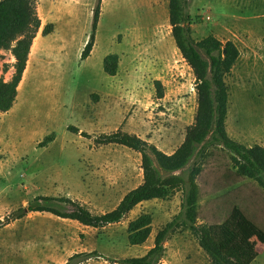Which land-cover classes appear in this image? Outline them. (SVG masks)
<instances>
[{"label":"rangeland","instance_id":"374dc122","mask_svg":"<svg viewBox=\"0 0 264 264\" xmlns=\"http://www.w3.org/2000/svg\"><path fill=\"white\" fill-rule=\"evenodd\" d=\"M95 5L37 1L42 38L13 109L0 114V264H67L77 255L78 264H124L144 257L182 210L178 189L101 229L47 213L12 216L39 197L67 199L97 216L115 211L144 184L142 155L96 140L122 131L173 155L194 124L195 77L172 35L170 0H103L94 51L82 61ZM189 12L195 41L212 36L239 49L226 78L227 133L247 148L264 147V0H191ZM2 55L0 79L9 82L14 69L3 70L16 60L10 52ZM109 55L120 58L116 77L104 71ZM201 164L198 224L225 227L251 264H264V236L256 229L264 233V189L238 177L232 154L221 147L210 148ZM236 208L251 222L249 237L231 219ZM142 214L153 218L152 235L132 246L129 228ZM165 247L161 264H212L189 230L172 234Z\"/></svg>","mask_w":264,"mask_h":264},{"label":"trees","instance_id":"16d2710c","mask_svg":"<svg viewBox=\"0 0 264 264\" xmlns=\"http://www.w3.org/2000/svg\"><path fill=\"white\" fill-rule=\"evenodd\" d=\"M38 0H0V66L2 52H10L16 62L5 66L7 74H14L9 82L0 79V114L10 112L18 98L19 87L27 70L29 57L37 35L42 28L38 15ZM102 1L96 0L89 41L82 52L81 60L91 57L96 43V34L101 17ZM191 0H170L172 35L182 57L193 70L197 94V112L193 126L181 148L173 155H166L158 148L136 135L119 131L96 140L98 146L118 145L142 155L144 184L131 191L113 212L97 216L80 204L67 199L39 197L27 208L12 216L22 219L28 213H47L76 221L79 224L101 229L119 224L140 205L155 200L166 201L174 192L182 189V210L156 236L154 247L142 258L128 259L124 264H161L165 257V244L169 237L186 229L198 239L201 248L210 257L212 264H251L240 245L221 225H199L200 188L198 178L202 173L201 160L212 147H221L232 154L236 174L240 178L255 181L264 189V147L247 148L232 140L226 129L229 87L226 78L232 73L240 51L232 43H223L215 37L195 41L192 37L190 15ZM52 25L44 29L50 34ZM120 58L109 55L104 60V71L116 77ZM158 98L165 97L163 84L155 82ZM75 130V129H73ZM78 132V131H76ZM53 137L46 139L45 144ZM244 237H249L251 222L244 212L235 209L231 216ZM9 220V218H8ZM153 218L150 214L139 216L129 228V243L144 245L152 235ZM257 232L264 236L258 227ZM82 255L72 257L67 264H78Z\"/></svg>","mask_w":264,"mask_h":264},{"label":"bare ground","instance_id":"6f19581e","mask_svg":"<svg viewBox=\"0 0 264 264\" xmlns=\"http://www.w3.org/2000/svg\"><path fill=\"white\" fill-rule=\"evenodd\" d=\"M42 38V37H41ZM40 36L38 37V38H36V40H35V44L33 45V47H32V52H31V54H30V57H29V62H28V69H27V71H26V73H25V76H24V79H23V81H22V83H21V85H20V87H19V92L21 91V88L25 85V82L27 81V77H28V75H29V67H30V64H31V58H32V55H33V50H35V49H37V47H38V43H39V41H40ZM25 87V86H24ZM23 90V89H22Z\"/></svg>","mask_w":264,"mask_h":264},{"label":"crops","instance_id":"0c3cea01","mask_svg":"<svg viewBox=\"0 0 264 264\" xmlns=\"http://www.w3.org/2000/svg\"><path fill=\"white\" fill-rule=\"evenodd\" d=\"M34 44H35V41H34ZM27 69H28V66H27ZM27 71V70H26ZM26 73V72H25ZM24 76H25V74H24ZM23 79H24V77H23ZM23 81V80H22Z\"/></svg>","mask_w":264,"mask_h":264}]
</instances>
